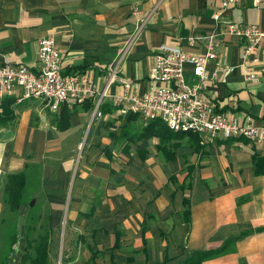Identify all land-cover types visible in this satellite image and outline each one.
Instances as JSON below:
<instances>
[{
	"label": "crops",
	"instance_id": "obj_1",
	"mask_svg": "<svg viewBox=\"0 0 264 264\" xmlns=\"http://www.w3.org/2000/svg\"><path fill=\"white\" fill-rule=\"evenodd\" d=\"M220 1L0 0V67L8 59L38 72L37 43L49 37L63 74L86 72L107 94L100 116L90 101L56 110L38 99L18 102L19 88L0 99V115L5 103L12 113L0 127V257L10 216L6 179L36 167L40 186L34 195L51 208V228L67 222L80 227L69 232L61 264H183L224 245L201 264H264V143L207 142L159 124L151 129L154 120L113 104L127 84L138 95L150 91V68L161 45L202 54L205 42L191 44L189 38L217 31L212 15ZM223 21L264 32V0L258 7L239 0ZM243 44L222 39L206 66L203 93L225 116L264 124V39L246 64L256 82L246 81L239 68ZM115 62L117 79L107 83ZM223 67L235 70L222 73ZM184 72L193 82L189 65ZM29 211L22 204L17 212L20 244L8 264H20Z\"/></svg>",
	"mask_w": 264,
	"mask_h": 264
},
{
	"label": "built area",
	"instance_id": "obj_2",
	"mask_svg": "<svg viewBox=\"0 0 264 264\" xmlns=\"http://www.w3.org/2000/svg\"><path fill=\"white\" fill-rule=\"evenodd\" d=\"M261 1L254 0V5L258 7ZM238 2L239 0H221L220 6L212 15L217 31L200 38H189L191 44L196 40L205 42V51L202 54H190L178 47L161 45L156 49L154 63L150 68V91L138 95L135 85L127 84L123 93L113 98V104L119 107L127 105L128 112L146 121L160 120L172 132L193 133L207 142L220 138L264 143V124H256L249 116L242 121L225 116L215 110L203 93L206 66L216 58V51L224 37L243 40L239 68L243 70L246 81H257L256 75L246 64L255 55L257 46L264 39V32L254 24L240 25L223 21ZM137 14L135 10V17ZM37 58L38 72L3 59L0 67V99L11 94L14 88H19L18 102L38 99L56 110L61 104L82 105L90 101L93 103L94 113L100 116L99 108L107 96L106 89L97 90L92 77L86 72L63 74L61 55L53 39H39ZM186 65L191 67L193 82L186 79ZM234 70L235 67H223L220 71L230 73ZM117 72L118 62H115L108 67L107 83L117 79ZM121 112L124 113L122 110Z\"/></svg>",
	"mask_w": 264,
	"mask_h": 264
},
{
	"label": "trees",
	"instance_id": "obj_3",
	"mask_svg": "<svg viewBox=\"0 0 264 264\" xmlns=\"http://www.w3.org/2000/svg\"><path fill=\"white\" fill-rule=\"evenodd\" d=\"M5 105L4 113L0 115V127L12 120V113L8 110L9 104L5 103ZM152 123L151 129H154L153 126L157 124L166 127L160 120H154ZM167 130L169 129L167 128ZM174 133L186 136L194 135L195 138H198V135L193 133ZM198 141L200 140L198 139ZM39 173V169L34 167L24 173L10 175L6 179L3 198L8 206L10 216L5 224V246L0 257V264H8V259L17 245V212L22 204L30 206V211L25 219V247L20 264H51L50 239L54 233L50 224L51 214L49 209L43 208L42 203L36 201L38 198L34 195L40 186ZM224 246L217 251L193 254L183 264H201L214 255L221 254L224 251Z\"/></svg>",
	"mask_w": 264,
	"mask_h": 264
},
{
	"label": "rangeland",
	"instance_id": "obj_4",
	"mask_svg": "<svg viewBox=\"0 0 264 264\" xmlns=\"http://www.w3.org/2000/svg\"><path fill=\"white\" fill-rule=\"evenodd\" d=\"M80 155V157L76 159V163L77 166H79V164H82V150L78 153V156ZM78 168V167H77ZM46 198V197H45ZM45 202H47L48 204V200L45 199ZM50 209L51 208L48 206L47 209ZM88 210V208H87ZM21 211V209H20ZM19 217V216H18ZM22 221V218L19 217ZM79 225H74L73 223H68L64 226H60L58 227L56 230L54 229L53 232H54V236H53V247H51V253H50V261H51V264H61V257H60V253H61V249L63 250L64 247L66 248L68 245V241H67V237H68V234L69 232L71 231H75V232H79ZM20 240V239H19ZM20 243H18L17 246H19ZM17 249V247L15 248ZM4 252V251H3Z\"/></svg>",
	"mask_w": 264,
	"mask_h": 264
}]
</instances>
